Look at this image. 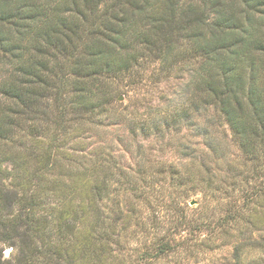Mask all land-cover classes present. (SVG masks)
<instances>
[{
	"label": "trees",
	"instance_id": "obj_1",
	"mask_svg": "<svg viewBox=\"0 0 264 264\" xmlns=\"http://www.w3.org/2000/svg\"><path fill=\"white\" fill-rule=\"evenodd\" d=\"M148 64L186 68L192 107L222 118L244 158L264 166V0H0V264L118 259L104 191L65 145L77 132L70 114H102L114 81ZM182 107L173 121L195 110Z\"/></svg>",
	"mask_w": 264,
	"mask_h": 264
},
{
	"label": "rangeland",
	"instance_id": "obj_2",
	"mask_svg": "<svg viewBox=\"0 0 264 264\" xmlns=\"http://www.w3.org/2000/svg\"><path fill=\"white\" fill-rule=\"evenodd\" d=\"M156 67L115 80L102 114H70L77 132L65 147L104 191L114 264H264V166L244 158L222 118L192 107L186 68ZM175 103L195 110L173 121ZM162 241L171 248L157 256Z\"/></svg>",
	"mask_w": 264,
	"mask_h": 264
},
{
	"label": "water",
	"instance_id": "obj_3",
	"mask_svg": "<svg viewBox=\"0 0 264 264\" xmlns=\"http://www.w3.org/2000/svg\"><path fill=\"white\" fill-rule=\"evenodd\" d=\"M8 253V251L7 252H5V254H7Z\"/></svg>",
	"mask_w": 264,
	"mask_h": 264
}]
</instances>
